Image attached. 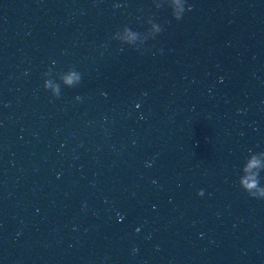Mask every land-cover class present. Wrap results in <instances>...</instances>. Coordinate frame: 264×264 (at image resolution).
Returning <instances> with one entry per match:
<instances>
[{
	"label": "water",
	"instance_id": "95a60500",
	"mask_svg": "<svg viewBox=\"0 0 264 264\" xmlns=\"http://www.w3.org/2000/svg\"><path fill=\"white\" fill-rule=\"evenodd\" d=\"M249 176L264 0H0V264H264Z\"/></svg>",
	"mask_w": 264,
	"mask_h": 264
},
{
	"label": "clouds",
	"instance_id": "9594fccd",
	"mask_svg": "<svg viewBox=\"0 0 264 264\" xmlns=\"http://www.w3.org/2000/svg\"><path fill=\"white\" fill-rule=\"evenodd\" d=\"M183 10L184 9H181V11H183ZM176 19H177V21H180L182 19V17L177 15ZM80 82H81V75L77 74L76 72H71L63 80V83H64V85L67 86V88H74L73 86L79 85ZM47 87H48V85L46 84L45 85V91H46ZM53 98H55V99L60 98L59 87H57L56 91L53 93ZM257 164H258L257 161H255V160L251 161L248 165V168H246L244 171L245 172L249 171L251 168L256 167ZM239 186L242 189V191L247 193L249 198L264 200V187H262L260 185L259 179L252 177V176L246 177L240 181ZM254 190H255V194H253ZM198 195L202 196L203 192L198 193Z\"/></svg>",
	"mask_w": 264,
	"mask_h": 264
}]
</instances>
